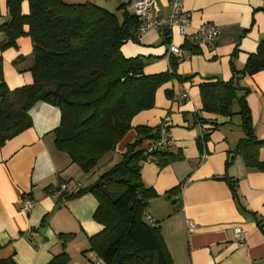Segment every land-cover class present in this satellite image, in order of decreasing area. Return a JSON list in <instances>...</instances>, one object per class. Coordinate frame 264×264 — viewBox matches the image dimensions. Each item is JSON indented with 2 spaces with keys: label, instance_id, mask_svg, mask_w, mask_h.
<instances>
[{
  "label": "crops",
  "instance_id": "crops-1",
  "mask_svg": "<svg viewBox=\"0 0 264 264\" xmlns=\"http://www.w3.org/2000/svg\"><path fill=\"white\" fill-rule=\"evenodd\" d=\"M129 1L63 0L72 5L89 2L118 17L121 15L116 9ZM156 3L158 14L165 18L170 11L168 0ZM182 4L191 16L189 33L203 25H214L218 35L213 44L199 47L176 31L169 32L170 44L196 47V54L183 50L184 57L175 68L177 75L189 79L181 83L173 80L160 87L154 107L131 121L132 128H152L169 115V131L176 142L171 152L182 157L161 169L153 163L142 165V182L157 195L148 204V217L159 222L170 264H264V173L246 169L240 157H235L225 172L227 152L242 138L240 120L237 115L203 112L199 93V85L210 78L228 82L231 65L241 72L248 55L264 44V0H182ZM21 9L27 13L26 2ZM127 10L132 13L131 6ZM7 20L5 0H0V26ZM3 39L0 32V43ZM162 42L158 30H149L136 42L125 43L121 53L125 58L144 60L146 75L162 73L168 70L170 61L169 44ZM31 49L29 38L21 37L15 49L0 52L2 77L9 90L32 83ZM18 58L22 60L15 63ZM236 84L247 92L245 102L254 134L264 142V71L240 77ZM165 91L171 92V99L166 98ZM244 92H237V96ZM183 94L184 100L180 98ZM236 108L234 105V113ZM28 115L31 127L0 147V259L12 257L16 264H49L62 253L58 235L70 234L73 237L64 248L67 264H95V255L87 252V238L101 230L93 220L96 201L88 193L61 199L59 188L66 184L72 192L90 186L97 174L118 160L124 147L134 140L135 132L128 131L115 153L104 157L97 170L86 175L55 149L53 131L59 124L58 109L39 102ZM194 115L206 123H196ZM209 126L214 129L207 131ZM204 134L208 137L199 150L196 142ZM258 160L264 162V147L258 152ZM225 174L237 181V200L224 181L213 179ZM180 184L178 201L173 195L164 197ZM24 197L32 202L28 212L21 211ZM188 221L194 227L192 233L188 232ZM236 227L245 235L242 242L233 236Z\"/></svg>",
  "mask_w": 264,
  "mask_h": 264
},
{
  "label": "trees",
  "instance_id": "trees-1",
  "mask_svg": "<svg viewBox=\"0 0 264 264\" xmlns=\"http://www.w3.org/2000/svg\"><path fill=\"white\" fill-rule=\"evenodd\" d=\"M26 2L27 13L21 6ZM133 0L109 12L89 2L66 4L63 0H5L8 20L0 26L4 39L0 52L17 47V40L27 37L31 43L32 63L29 72L32 83L9 90L1 71L0 61V147L32 125L28 112L41 102L55 107L60 113L54 129L55 149L65 154L83 174L97 170L102 159L115 153L117 145L128 131L134 140L124 147L117 162L101 171L87 188L65 194L64 198L90 194L96 201L93 220L101 227L98 234L87 238L88 249L102 264H170L160 236L159 222L148 217V204L157 195L146 187L140 171L144 163L158 169L180 160L171 152L173 147L160 143L164 119L156 127L137 126L131 121L140 112L154 107L157 90L172 82H185L175 73L182 58L169 56L168 70L146 75L141 58H125L121 47L136 42L140 21L127 8ZM163 44H170L169 32L158 30ZM196 54L190 43L181 46ZM235 57V52L231 58ZM18 58L17 61H21ZM264 71V44L260 43L248 55L245 66L237 72L231 65L228 82L208 79L199 85L202 111L208 114L239 117L242 138L227 152L225 172L235 157H240L248 170L264 173V162L258 152L264 142L254 134L250 111L245 102V90L236 84L244 76ZM245 91L241 97L237 92ZM171 99L170 91H165ZM236 105V113L233 106ZM185 117V116H184ZM196 123L206 122L193 116ZM170 129V121L166 123ZM213 126V124L211 125ZM214 128H207L212 131ZM171 134V133H170ZM208 134L198 139L201 150ZM237 200V181L226 174L222 178ZM181 184L165 193L179 200ZM43 223L40 224V227ZM73 235L59 234L62 253L49 264H67L66 242ZM0 264H16L12 257L0 259Z\"/></svg>",
  "mask_w": 264,
  "mask_h": 264
},
{
  "label": "built area",
  "instance_id": "built-area-1",
  "mask_svg": "<svg viewBox=\"0 0 264 264\" xmlns=\"http://www.w3.org/2000/svg\"><path fill=\"white\" fill-rule=\"evenodd\" d=\"M169 14L164 18L158 14V9L155 0H133L131 9L133 14L140 21L138 33L144 34L149 30H167L168 32L176 31L179 36L187 38L189 42L196 44L199 47L211 45L215 42L218 35L217 28L214 25H203L197 30H192L190 13L184 12L182 7V0H168ZM168 54L177 58L184 57V52L177 45L171 43L168 45ZM185 94L181 95L180 98L184 100ZM163 126L160 130V143L174 147L176 142L170 132L166 129V123L170 121L169 116H166L163 120ZM71 188L68 185L63 184L59 188L58 196L61 199H65V194H71ZM32 209V202L28 198H23L21 204V211L28 212ZM188 232L192 233L194 227L191 223H188ZM233 236L239 242L245 239V235L239 228L233 229ZM95 264H102L100 261H96Z\"/></svg>",
  "mask_w": 264,
  "mask_h": 264
},
{
  "label": "rangeland",
  "instance_id": "rangeland-1",
  "mask_svg": "<svg viewBox=\"0 0 264 264\" xmlns=\"http://www.w3.org/2000/svg\"><path fill=\"white\" fill-rule=\"evenodd\" d=\"M155 1H156V0H155ZM156 5H157V3H156ZM182 5H183V4H182ZM182 7H183V6H182ZM157 9H158V8H157ZM183 11H184V9H183ZM184 12H186V11H184ZM190 21H191V18H190ZM189 34H191V33H189ZM115 162H117V160H115V161H111V162L109 163L108 167L111 166V165H113V163H115ZM97 176H98V174H97ZM24 198H27V197H24ZM188 223H191V222L188 221V222L186 223V226H187V227H188Z\"/></svg>",
  "mask_w": 264,
  "mask_h": 264
}]
</instances>
